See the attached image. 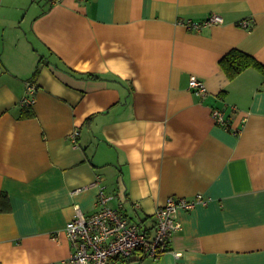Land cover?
I'll return each mask as SVG.
<instances>
[{"label":"crops","instance_id":"0c3cea01","mask_svg":"<svg viewBox=\"0 0 264 264\" xmlns=\"http://www.w3.org/2000/svg\"><path fill=\"white\" fill-rule=\"evenodd\" d=\"M233 49L264 67V0H0V264H69L65 226L100 208L97 176L151 229L169 196L210 198L157 260L110 264H264V68L230 78Z\"/></svg>","mask_w":264,"mask_h":264},{"label":"built area","instance_id":"2783aa9c","mask_svg":"<svg viewBox=\"0 0 264 264\" xmlns=\"http://www.w3.org/2000/svg\"><path fill=\"white\" fill-rule=\"evenodd\" d=\"M223 22L221 16L214 14L202 22L187 21L184 24L188 28L199 30L204 26ZM242 23L250 26L249 20H243ZM189 87L200 96L207 94L205 82L196 75H191ZM36 90V83L27 80L25 94L21 99L22 106L34 103ZM233 109L236 111L237 107L233 106ZM212 114L218 124L231 129V120L223 109L213 108ZM239 131L240 128L232 129L235 134ZM100 181L101 177L97 176L93 183L99 186L97 203L100 208L92 213H85L79 205H75L74 216L66 223L65 229L71 245L69 264H110L114 257L128 259L135 252H139L141 258L157 260L170 250L173 234L182 227L180 210H190L197 203H207L210 200L200 193L192 198L171 195L155 210L154 228L151 229L142 222L131 219L125 213L123 202L119 201L115 207L109 206L112 196ZM181 254L175 252L176 256Z\"/></svg>","mask_w":264,"mask_h":264},{"label":"trees","instance_id":"16d2710c","mask_svg":"<svg viewBox=\"0 0 264 264\" xmlns=\"http://www.w3.org/2000/svg\"><path fill=\"white\" fill-rule=\"evenodd\" d=\"M221 65L228 73L230 78L235 77L242 70H244L249 66H255L259 69L264 68L263 65L253 56L238 49H233L228 54H226L221 60ZM39 69H40V65L37 66L34 72L35 75L39 72ZM96 76L99 77V75ZM22 115L23 116L33 115V111L28 106H22Z\"/></svg>","mask_w":264,"mask_h":264},{"label":"rangeland","instance_id":"374dc122","mask_svg":"<svg viewBox=\"0 0 264 264\" xmlns=\"http://www.w3.org/2000/svg\"><path fill=\"white\" fill-rule=\"evenodd\" d=\"M131 217H132V219H134V221H140V219L135 214H132Z\"/></svg>","mask_w":264,"mask_h":264}]
</instances>
